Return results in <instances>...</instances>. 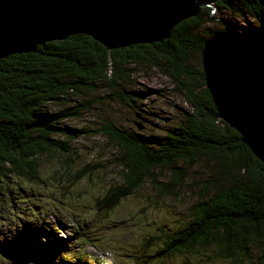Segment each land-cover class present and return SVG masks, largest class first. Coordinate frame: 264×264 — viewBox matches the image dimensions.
<instances>
[{"label": "trees", "instance_id": "16d2710c", "mask_svg": "<svg viewBox=\"0 0 264 264\" xmlns=\"http://www.w3.org/2000/svg\"><path fill=\"white\" fill-rule=\"evenodd\" d=\"M214 6L256 19L258 31L253 39L264 45V0H219ZM211 11V6L202 7L161 42L108 49L86 34H73L40 44L32 52L0 58V175L43 181L38 159L52 151L70 155L68 139L87 129L65 125L66 119L88 106L68 100L77 96L86 100L103 83L111 90L110 98L138 101L142 92L128 90L133 84L130 66L152 64L175 81L190 109L162 138L103 122L99 130L121 151L117 159L123 182L109 186L98 197L97 216L108 214L148 181L158 192L170 195L193 167L206 161L213 174L199 182L190 217L177 226L162 227L157 235L144 236L133 247L132 264H171L174 256L195 264H264V164L242 142L239 132L220 118L201 66L205 40L222 29L200 34L213 20ZM50 105L64 107L52 111ZM157 169L170 172L171 179L161 182ZM84 226L78 223L75 239L93 245L91 220L87 229ZM54 230L44 220L30 229L25 243L36 255L32 262H96L78 254L76 242L58 241Z\"/></svg>", "mask_w": 264, "mask_h": 264}, {"label": "rangeland", "instance_id": "374dc122", "mask_svg": "<svg viewBox=\"0 0 264 264\" xmlns=\"http://www.w3.org/2000/svg\"><path fill=\"white\" fill-rule=\"evenodd\" d=\"M211 9L213 20L202 27V35L209 29L228 26L249 38L258 31V23L252 16L242 17L219 10L214 4ZM130 67L133 84L128 90L142 92L138 101L122 102L110 98L111 90L103 83H99L97 92L86 100L81 96L68 100L69 104L85 102L88 106L66 119L65 125L78 130L87 129L85 133L68 139L70 155L64 151H52L38 159V174L43 181L28 182L15 174L0 175V264H14L12 259L2 255L1 250L16 256L15 248L23 254L31 252L28 262L23 264H46L32 262L36 255L25 243L30 229L43 221L44 214L46 221L55 226V238L67 243L74 241L75 220L84 218L88 224L85 229L91 220L93 229L90 234L96 238L94 245L76 247L81 254L95 259V263L88 264H132L133 247L144 236L157 235L162 227L177 226L190 217L191 207L200 193L199 182L208 180L213 174L212 165L206 161L193 167L170 195L158 192L148 181L122 199L108 214L97 216L98 197L109 186L123 182L122 167L117 159L121 151L99 130L103 122L110 121L130 132L162 138L190 109L177 91L175 81L161 68L146 62ZM63 107L50 105L48 109L59 111ZM156 177L161 182L171 179L166 170L157 169ZM11 241L15 247L8 248L7 243ZM195 263L179 256H174L171 261V264Z\"/></svg>", "mask_w": 264, "mask_h": 264}, {"label": "water", "instance_id": "95a60500", "mask_svg": "<svg viewBox=\"0 0 264 264\" xmlns=\"http://www.w3.org/2000/svg\"><path fill=\"white\" fill-rule=\"evenodd\" d=\"M219 0H0V58L86 34L108 49L161 42L174 26ZM205 83L220 118L264 164V45L232 27L201 51ZM1 250L14 264L30 254Z\"/></svg>", "mask_w": 264, "mask_h": 264}, {"label": "bare ground", "instance_id": "6f19581e", "mask_svg": "<svg viewBox=\"0 0 264 264\" xmlns=\"http://www.w3.org/2000/svg\"><path fill=\"white\" fill-rule=\"evenodd\" d=\"M11 247H15V245H13V246H11ZM11 247H8V248H11ZM13 254H15V253H13ZM83 261H86V262H87V264H88V263H92L90 260H89V261H87V260L83 259ZM82 263H83V262H82ZM82 263H80V264H82Z\"/></svg>", "mask_w": 264, "mask_h": 264}]
</instances>
